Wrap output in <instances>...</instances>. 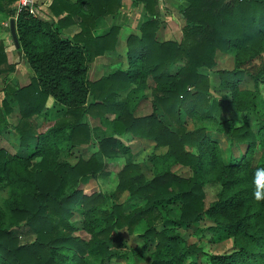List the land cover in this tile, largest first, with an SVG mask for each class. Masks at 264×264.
<instances>
[{"label":"trees","instance_id":"16d2710c","mask_svg":"<svg viewBox=\"0 0 264 264\" xmlns=\"http://www.w3.org/2000/svg\"><path fill=\"white\" fill-rule=\"evenodd\" d=\"M19 0H0V11L17 20L23 55L34 72L27 87L7 85L0 99V134L11 124L13 109L8 97L19 105L20 147L28 156L11 154L0 147V186L9 187V197L0 207V264H89L88 257L104 261L116 257L110 244L113 233L126 230L134 234L145 222L141 234L146 245L154 246L150 264H201L188 261L199 251L174 228L159 230L158 219L168 220L172 209L180 205L179 220L193 225L206 217L213 225L215 243L232 241V248L222 255H211L210 264H264V159L254 164L258 146L264 149V116L255 132L237 116L258 109L264 86V60L253 72L247 66L264 55V0H186L182 15L186 21L181 42L160 41L162 25L159 0H133V7L143 4L146 15L138 34L127 39V69L101 78L89 79L91 63L115 51L119 27L96 34L97 20L117 16L123 0H54L50 7L58 21L16 6ZM67 12V15L64 13ZM78 24L80 32L65 33ZM67 36V37H65ZM236 51L235 69L220 70L221 86L230 98L211 95L210 80L200 69L216 66L218 52ZM183 65L176 72L172 67ZM16 70L8 61L0 42V74ZM249 75L254 87H243ZM151 78L156 110L137 116L128 99L117 93L133 84L147 87ZM49 98L66 108L65 114L47 131L38 132L32 119L41 115ZM90 100H92L90 102ZM114 114L107 121L111 133L97 135L87 116ZM212 123L216 133L227 134L234 142L246 144L247 151L227 164L219 143L208 135L207 127L188 130L183 118ZM131 134L152 141L156 149L154 167L148 178L136 163L131 148L121 139ZM93 144L98 148L89 159L77 162L61 160L63 148ZM124 157L117 173L115 191L84 193L82 180H99L110 175L107 160ZM39 160L35 161V159ZM176 165L189 167L193 174L185 178L173 171ZM220 186L217 200L206 207L205 185ZM261 195L257 197L255 193ZM128 193L127 200L120 196ZM138 201L141 205L133 206ZM81 209L82 228L72 222ZM24 225L36 236L21 243L13 228ZM84 234V236L80 234Z\"/></svg>","mask_w":264,"mask_h":264},{"label":"rangeland","instance_id":"374dc122","mask_svg":"<svg viewBox=\"0 0 264 264\" xmlns=\"http://www.w3.org/2000/svg\"><path fill=\"white\" fill-rule=\"evenodd\" d=\"M133 1V0H132ZM124 2V1H123ZM160 10L162 12V25L158 33V39L160 41H176L181 42L184 38V29L186 21L182 15V8L186 6V0H159ZM19 4V1L16 5ZM124 5V4H123ZM128 10H130L129 16L133 20H128L122 17L124 10H122L116 17V19L109 20L108 22H101L103 19L97 20L95 30L96 34L105 33L111 27H119L120 34L118 38V44L115 51L108 52L104 56L97 57L92 63H99L97 71L101 72L100 78H97L94 74L89 72V79L92 82H97L103 77L109 74L115 73L119 69H127L128 58H127V39L131 34H138L143 18L137 14V9H144V5L131 8V3L126 4ZM141 6V7H140ZM37 7V1L35 0L34 8ZM124 7V6H123ZM135 26V27H134ZM134 27V28H133ZM73 34L72 36H74ZM0 42L5 46V50L8 55V61L10 64L15 65L16 70L9 74H0V99L3 100L5 97V87L11 85L14 87H27L32 83L34 72L30 66L26 63L25 58L20 54L18 49L13 42L10 33L9 20L7 17L0 19ZM235 56L236 51L230 50L228 52H218L216 56V66L212 69L202 68L201 73L207 75L210 80L211 95L216 99H228L230 94L228 90H225L221 86V79L219 75L220 70H234L235 69ZM264 55L252 61L247 68L250 71H257L258 67L262 64ZM182 63H178L172 67L174 72L178 71L182 66ZM95 70V73L97 72ZM245 88H253V80L247 75L244 78L242 84ZM155 87V82L149 78L147 81V87L143 90H138L136 85H132L130 88L119 91L117 98L119 100L128 99L130 107L135 111L137 116L149 115L156 110L153 102L152 90ZM262 96L258 100V109H253L250 113H243L237 116L236 123L238 125L243 124L247 121L252 129L256 132L262 125V118L264 116V86H261ZM13 111L7 116L8 122L11 127L8 130H4L0 134V147L6 149L11 154H21L25 157L28 156L29 151L21 149L20 147V133L16 126L21 121V114L19 105L13 101L11 97L7 98ZM92 100H90L91 102ZM66 108L57 105L53 98H49L46 108L39 116H35L32 119L38 132L47 131L50 127L54 126L57 121L62 118L65 114ZM114 114H107L104 118L87 116L83 121L88 122L90 127L95 131L97 135H109L112 131L111 126L107 121L114 119ZM182 123L187 127L188 130H195L199 127H207L208 135H211L213 140L219 143L222 151V155L227 164L232 159L241 157L244 154L248 146L246 144H238L234 142L227 134L216 133L214 125L212 123L203 122L195 118L184 117ZM123 142L130 146L133 154L134 161L139 163L144 174L151 178L153 176L154 167L149 162V158L154 155H163L166 153V148L156 149L155 143L152 141L140 139L134 137L131 134H126L121 138ZM97 147L93 144L82 145L75 148H63L60 154L61 160H68L71 163L77 162L82 157L89 159L96 151ZM264 159V149L258 146L254 153L253 163H259L260 159ZM39 158L35 159V161ZM108 171L110 172L109 177L101 178L99 180L92 179L91 177L84 178L82 180V190L84 193L103 192L111 193L116 190L118 185L117 173L121 170L125 163L124 157H118L115 159L107 160ZM173 171L179 175L188 178L191 177L193 172L189 167L176 165L173 167ZM206 192V207L217 200V195L220 192V186L215 182H210L205 185ZM10 189L5 185L0 186V207L3 206L5 199L9 197ZM128 193H124L120 196V201L124 202L127 200ZM142 202V201H141ZM140 201L135 202L133 206L141 205ZM180 205L173 207L172 212L168 220H157V227L159 230L163 228H174L178 233L184 237L191 245H195L199 251L193 252L189 257L188 261H197L201 264H210L211 255H222L227 253L233 246L232 241H226L222 243H215L213 241V234L210 232V227L213 225L208 218L200 217L193 225H185L180 222ZM72 222L75 226L82 228L83 215L81 209L75 210ZM146 229L145 222L138 225L137 230L134 234H130L126 230L116 231L113 233V241L110 244L111 249L116 252L117 256L111 260L104 261L99 257H88L89 264H150L151 253L154 251V246H147L144 238L141 234ZM13 233L19 238L21 243H30L36 239L35 234L26 226L21 225L13 228ZM84 236V234H80Z\"/></svg>","mask_w":264,"mask_h":264},{"label":"crops","instance_id":"0c3cea01","mask_svg":"<svg viewBox=\"0 0 264 264\" xmlns=\"http://www.w3.org/2000/svg\"><path fill=\"white\" fill-rule=\"evenodd\" d=\"M37 1V7L35 8V11H39L42 15H44L45 16V18H48V19H51V18H53V19H55V21H58L60 18H57V17H55L54 15H53V13L51 12V10H50V7H51V5L53 4V2H54V0H36ZM67 1V3H69V4H74L75 2H76V0H66ZM124 2H123V4H124V7H123V9L122 10H124L126 7V9L124 10V13L122 14V16H120L119 15V17H122V18H125L126 16H128V17H126V19H128V20H133L132 19V17L131 16H129L128 14L130 13V10H128V6L126 5L127 3L129 4V2L131 3V8H134V9H136L135 7H133V1L132 0H123ZM161 1V0H160ZM17 7H18V5H16ZM141 6H143V5H141ZM140 6V7H141ZM137 11H138V15H139V17H142L143 18V20H144V17H145V15H146V12H145V6H144V9H137ZM65 15H67V12H65L64 13ZM5 17H7L8 18V20H9V26H10V21H11V17L10 16H8L7 15V12L6 11H0V19H4ZM116 18H118V17H116V16H109V17H107V18H103V20L101 21V22H108L109 20H114V19H116ZM15 20H17L16 18H15ZM16 25H17V21H16ZM135 27V26H134ZM133 27V28H134ZM97 27H96V31H97ZM78 32H80V26L78 25V24H75V25H72V26H70L68 29H66V31H65V33L67 34V35H69V36H72L73 34H77ZM10 33H11V27H10ZM12 37V36H11ZM14 42V41H13ZM26 61V60H25ZM27 63V62H26ZM98 64L99 63H95L94 65H92V69H91V72L90 73H92V71L94 70V74H95V76L97 77V78H100L99 76L101 75V73H102V71L100 72H98L97 71V66H98ZM95 70L97 71L96 73H95ZM121 138H123V136L121 137ZM96 147V146H95ZM130 147V146H129ZM97 150H98V148L96 149V151L95 152H97ZM94 152V153H95ZM93 153V154H94Z\"/></svg>","mask_w":264,"mask_h":264},{"label":"water","instance_id":"95a60500","mask_svg":"<svg viewBox=\"0 0 264 264\" xmlns=\"http://www.w3.org/2000/svg\"><path fill=\"white\" fill-rule=\"evenodd\" d=\"M10 27H11V36H12V39L15 43V46L17 49H20L21 44H20V40H19V36H18L16 20L14 18H12L10 21ZM65 37H67V36H65Z\"/></svg>","mask_w":264,"mask_h":264},{"label":"built area","instance_id":"2783aa9c","mask_svg":"<svg viewBox=\"0 0 264 264\" xmlns=\"http://www.w3.org/2000/svg\"><path fill=\"white\" fill-rule=\"evenodd\" d=\"M34 3L35 0H19V4H18L19 11L21 9H28L31 13L35 14Z\"/></svg>","mask_w":264,"mask_h":264},{"label":"clouds","instance_id":"9594fccd","mask_svg":"<svg viewBox=\"0 0 264 264\" xmlns=\"http://www.w3.org/2000/svg\"><path fill=\"white\" fill-rule=\"evenodd\" d=\"M259 171H264V170H258V172ZM255 195L257 196V197H259L260 195H261V193L259 192V191H257L256 193H255Z\"/></svg>","mask_w":264,"mask_h":264}]
</instances>
